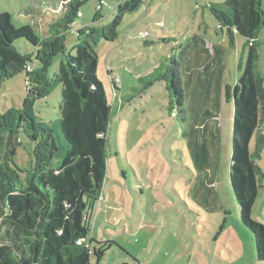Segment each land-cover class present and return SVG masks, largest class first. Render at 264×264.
Listing matches in <instances>:
<instances>
[{
	"label": "rangeland",
	"instance_id": "obj_1",
	"mask_svg": "<svg viewBox=\"0 0 264 264\" xmlns=\"http://www.w3.org/2000/svg\"><path fill=\"white\" fill-rule=\"evenodd\" d=\"M106 1L101 12L97 10L99 0L82 7L84 17H78L68 32V49L79 43L83 24L109 23L125 0ZM225 1L144 0L137 11L126 13L115 41L103 39L96 45L97 75L112 107L108 173L102 196L92 210V232L88 236L89 242L92 238L114 242L101 264H264L258 259L254 233L242 222L230 176L234 88L244 74L249 45L237 32L231 37L210 10V3ZM17 2L0 0V14L9 13L12 24L19 29L31 18L24 13L21 21L15 9ZM45 11L49 16L56 15L51 8ZM97 16L100 20L96 22ZM146 31L149 36L144 39L141 34ZM195 34L205 39L211 55L216 50L218 62L212 66L215 85L210 102L218 115L210 122L219 123V140L212 153L217 165L210 169L216 180L211 197L201 190L206 177L194 165L183 136L182 115L169 89L173 72L179 74L185 88L184 73L197 70L196 63H186L180 54L181 45L194 46L191 38ZM256 43L258 70L264 76V26ZM18 45L25 51L34 50L25 40ZM192 50L196 48L188 52ZM60 61L58 54L49 77L55 74ZM114 79L119 80L118 87ZM26 80V72H22L3 84L0 113L23 105L28 95ZM196 80L195 72L188 85L189 96L196 89ZM227 86H231L230 97ZM60 103L58 87L37 102V115L51 123L60 116ZM19 140L13 164L22 170L31 165L34 142L25 129L19 131ZM258 163L264 170V151ZM252 216L264 224V188L260 189ZM91 259L97 264L95 256Z\"/></svg>",
	"mask_w": 264,
	"mask_h": 264
},
{
	"label": "trees",
	"instance_id": "obj_2",
	"mask_svg": "<svg viewBox=\"0 0 264 264\" xmlns=\"http://www.w3.org/2000/svg\"><path fill=\"white\" fill-rule=\"evenodd\" d=\"M89 1L63 0L62 11L43 35L32 25L17 29L9 13L0 14V91L8 79L22 72L29 81L23 105L0 113V264H92V256L101 264L114 243L93 238L88 241L92 210L102 196L108 173L112 117L110 100L97 75L96 45L103 39L115 41L126 13L137 11L144 0L120 3L112 21L90 26L89 32L80 29L79 43L68 49V32ZM32 4L43 2L33 0ZM210 10L231 37L237 32L249 45L244 74L234 88L230 176L242 222L254 233L258 259L264 261V224L252 216L260 189L264 188V170L258 163L264 151V76L258 70L256 43L264 26V9L262 0H226L210 3ZM99 20L97 16L96 22ZM191 39L196 54L200 56L201 48L210 52L200 34ZM20 40L31 43L34 50H23L18 45ZM193 47L181 45L183 59ZM58 54L59 67L49 77ZM216 57L214 50L205 70L207 77L198 75V90L190 96L179 74L173 72L169 81L194 165L206 177L201 190L207 197L212 196L216 183L210 169L217 165L212 153L219 140V123L210 122L218 116L210 107ZM200 62L194 59L198 66ZM29 65L32 71L27 70ZM58 87L60 116L48 123L37 115L36 104ZM227 89L230 97L231 86ZM21 129L34 142L31 165L22 170L13 164Z\"/></svg>",
	"mask_w": 264,
	"mask_h": 264
},
{
	"label": "crops",
	"instance_id": "obj_3",
	"mask_svg": "<svg viewBox=\"0 0 264 264\" xmlns=\"http://www.w3.org/2000/svg\"><path fill=\"white\" fill-rule=\"evenodd\" d=\"M32 1L33 0H18L17 4L15 6V9H16V12L18 13V16L21 19V21H23L24 13L28 14L29 16H27V18H29V19L31 18V21H29V23H27L26 25H32L38 34L43 35V34H45L47 29L49 28L50 24L54 21V19L57 18V14L54 17L49 16L47 14V12L45 11V8L53 9V7L55 5L56 6L58 5L60 0H36V1L43 2V4H40L41 6L33 4V6H34L33 8H28L29 6H32L31 5ZM51 2H54V4H51ZM26 4H27V6H26ZM28 4H29V6H28ZM39 9H41V10H39ZM42 11H44V12H42ZM82 13H83V11H82ZM82 17H84V13H83ZM93 25H94L93 23L92 24L86 23V24H83L81 27L87 29L89 26H93ZM82 28H80V29H82ZM201 42H203V40H201ZM75 45H73V47ZM177 45L178 44H176L175 46L177 47ZM182 51H183V49L181 50L180 54L182 53ZM201 51H202V49L198 50V53H200V56H199V54H196L195 52H193V53H187V57H185L186 63H191L192 61L194 62V60H192V58L200 59V61H201L200 64L202 66V67L198 66L199 63H197L196 64L197 65L196 71H189V74H188V72L184 73L185 74L184 80L186 81V86L189 85L190 80L192 79V75H194L195 72L197 73V78H198V75H204V73H206L205 70H206L207 66L210 65L209 58L211 56V53L209 51H206V50H204V53H201ZM192 54L194 55L193 57H191ZM185 67L187 68V65ZM195 86H196L195 88L198 90L197 80H196ZM195 90L193 92H195Z\"/></svg>",
	"mask_w": 264,
	"mask_h": 264
},
{
	"label": "built area",
	"instance_id": "obj_4",
	"mask_svg": "<svg viewBox=\"0 0 264 264\" xmlns=\"http://www.w3.org/2000/svg\"><path fill=\"white\" fill-rule=\"evenodd\" d=\"M107 4H108V3H107L106 0H99V3H98V5H97V10H98L99 12H101V11L103 10L104 6L107 5ZM62 7H63V0H60V2L58 3V5L53 9V11L55 12V14H59V13L62 11ZM82 15H83L82 11L78 12V17H81ZM141 35H142V37H143L144 39H145V38L147 39V37L149 36V32H148V31L143 32ZM27 70H28V71H32V67H31V65H29V66L27 67ZM26 83H27V85H29V81H28V79L26 80ZM113 83H114V85H115L116 87H118L119 80H118V79H114V80H113Z\"/></svg>",
	"mask_w": 264,
	"mask_h": 264
}]
</instances>
